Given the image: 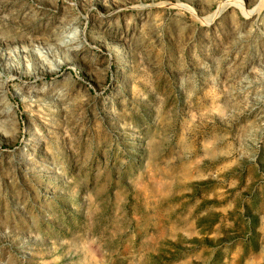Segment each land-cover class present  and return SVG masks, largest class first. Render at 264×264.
Segmentation results:
<instances>
[{
    "label": "rangeland",
    "instance_id": "374dc122",
    "mask_svg": "<svg viewBox=\"0 0 264 264\" xmlns=\"http://www.w3.org/2000/svg\"><path fill=\"white\" fill-rule=\"evenodd\" d=\"M0 264H264V0H0Z\"/></svg>",
    "mask_w": 264,
    "mask_h": 264
}]
</instances>
